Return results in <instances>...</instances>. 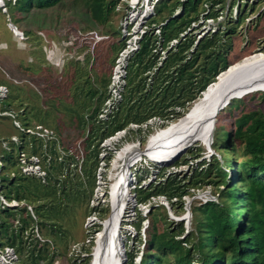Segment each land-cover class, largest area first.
Listing matches in <instances>:
<instances>
[{"label":"trees","instance_id":"16d2710c","mask_svg":"<svg viewBox=\"0 0 264 264\" xmlns=\"http://www.w3.org/2000/svg\"><path fill=\"white\" fill-rule=\"evenodd\" d=\"M63 1L4 0V9L12 13V22L17 26L21 21L19 15L29 14L36 9L55 8ZM82 1L98 23L105 24L111 13H122L118 8L120 0ZM225 5L226 0H159L155 4L154 16L149 21L153 29L143 37L139 51L129 60L122 100L107 119L100 120L98 114L108 98L103 93L100 105L79 120L82 127H88L85 139L78 141L82 145V152L76 150L77 145L75 150L66 147L62 137L46 125L49 113H43L35 106L30 109L25 104V94L18 95L17 89H12L14 87L6 82L0 84L8 88V94L2 101L3 111L13 113L26 129L42 126L52 132V136L46 140L26 135L13 126L9 117H0V126L7 123L9 129H13L9 135H0V138L8 139L16 135L19 140L18 145L11 144L12 150L7 151V160L0 155L3 163L0 173L2 194L10 201L35 205L42 236L47 240L40 243L31 236L33 222L25 209L1 210L0 245L16 250L19 257L17 264H55L58 257L55 246L66 241L70 234L63 231L62 227L73 215L75 206L87 204L91 213L97 212L90 201L95 193L97 172L102 163L101 145L106 139L132 124L140 126L130 130L132 134L150 132L156 121H160L159 127L165 129L183 117L208 87L234 64L229 57L234 50L232 42L236 30L248 21L252 13L249 15L244 10L249 6V0H231L228 9ZM236 5L238 14L234 19L232 10ZM207 10L209 12L205 19L222 18V21L215 32L198 40L196 29L186 32ZM177 11L179 14L174 16ZM263 15L264 11L258 20ZM160 23H165L161 27V46L167 50L166 59L161 65V52L157 51L158 37L154 34L155 27ZM226 23H233V26L225 28ZM182 34L185 36L181 37ZM173 40H179V43L168 51L169 43ZM115 46L118 54L125 47L124 40L118 39ZM256 52L253 50L249 55ZM258 52H264V49H258ZM109 80L105 82L106 88L110 84ZM98 94L93 90L87 92L90 99ZM253 94L232 100L226 108H229L234 119V130L227 131L221 127L218 131L214 130L212 148L219 152L220 159L215 155L210 161L203 159L194 168L191 167L189 174H169V170L164 167L159 172V180L147 187L142 186L143 180L139 181L136 188L139 204L146 203L151 197L165 196L173 210L177 211L191 190L210 185L218 189L219 197L192 206L189 231H186L183 223L171 221L162 207L152 209L147 218L136 210L133 225L138 236L137 240L126 237L129 246L126 248L125 264H264V112L247 109L245 99ZM151 120H155L154 123L143 128ZM240 148L244 151L243 161L237 158ZM221 150H226L234 157L225 160ZM194 151L193 148L188 149L186 156L190 157L176 162L174 167L189 165L201 159L202 155ZM20 154L39 157L46 171L45 178L23 174L20 170ZM105 159L109 167L111 154ZM79 166L81 173L78 172ZM22 189L25 190L24 194L19 193ZM156 210L160 212L155 213ZM145 219L149 225L147 238L142 242L140 228ZM98 233L96 231L94 237ZM122 240L125 242L124 237ZM91 248L92 244L82 249L85 255L83 264H90ZM137 258L139 262H136Z\"/></svg>","mask_w":264,"mask_h":264},{"label":"rangeland","instance_id":"374dc122","mask_svg":"<svg viewBox=\"0 0 264 264\" xmlns=\"http://www.w3.org/2000/svg\"><path fill=\"white\" fill-rule=\"evenodd\" d=\"M229 4H231V0H226V9H228ZM251 5H254V8ZM242 9H244L243 6ZM244 10L249 15L252 13V15L249 16V21L246 20L243 25L237 28V34H234V42H232L234 50L229 57L232 63H236L246 58V56L248 57L253 50L257 51L256 53H264L258 52V49H264V15L258 20L260 14L264 11V0H251L249 6ZM18 17L21 21L16 26L12 22V13H8L7 10H0V84L6 82L14 87L12 89H17L18 95L25 94V104H28L30 109L35 106L43 113H49L46 125L62 137L66 147L75 150L77 145L76 150L82 152V145L78 141L85 139L88 127H82L79 120L82 116H88L96 106L100 105L101 94L105 93L108 96L109 86L106 88L105 82L109 79V83L111 81L118 56L115 51L117 40H123L122 13H111L105 24L98 23L93 19L89 8L82 0H64L62 4L55 8L36 9L29 14L19 15ZM10 25L15 26L17 28L16 32L22 36L16 35ZM230 26H233V23L224 25L225 28ZM27 32L30 34L26 35ZM90 35H97L99 40L103 38L104 40L94 43L95 38H91ZM89 90L97 91L99 94L94 99H90L87 96ZM256 92L258 93L252 92L254 93L252 96L246 97L247 109L264 112V92ZM223 111L217 117V128L215 126V129L218 131L221 127L227 131L234 130V119L231 117V111L229 108ZM160 123V121H156L153 126L154 129L150 132L145 131L142 134L129 132L130 134L126 136L127 139L123 138L113 144H105V141L102 143L101 152L104 155L101 156L102 166L97 172L98 182L94 196L90 201L91 205L96 207L97 212L95 214L91 213L90 206H87V204L75 206L73 215H71V218L69 217L67 222H64L62 227L63 231L70 234H67L66 241L57 243L55 246L58 253L55 264H83L85 255L82 253V249L90 247L91 244L90 264L92 263V252L96 239L94 235L96 231L100 232L102 230L101 223L111 212V186L109 184L111 165L109 164L107 169L104 166L106 164L105 158L108 156L107 150L112 151L111 154L113 153L110 163H112L116 152L126 143H135L141 150H145L150 138L162 129L159 127ZM7 130H10L8 134L6 133ZM11 132H13V129H9L7 123L0 126L1 136L9 135ZM213 140L214 137L209 146H205L199 139L194 141L187 146L182 155L168 161L165 165L143 159L131 167V173L134 177L133 184L130 186V195L134 202L131 197H128L130 200L129 203L127 202L128 204L123 213L120 229L121 238H125V242H122L124 264L127 263V254L125 256L124 250L126 251L129 246L126 237L129 236L137 240L138 236V233L129 224H133L136 218L137 203L135 195L139 181L144 179L142 186L145 187L154 183V181L149 182L148 178L154 179L155 175L164 167L169 171L176 169L173 168L176 162L190 157L186 154L188 149L191 148L197 154L202 155L201 159L193 162L192 168L197 165V162L207 158L209 155L208 150L212 151L211 155H215L220 159L219 152L217 153L211 148ZM220 152L225 160L234 157L233 154L229 155L226 150ZM0 155L4 156L6 160L9 157V153L1 147ZM211 157L206 160L210 161ZM237 158H239V161L245 159L242 148H240ZM114 162L115 160L112 166ZM80 171L81 167L79 166L78 172L81 173ZM190 171L191 169L187 173L189 174ZM101 174L103 178H101ZM107 185L108 188L105 193ZM196 190L198 191L191 196V198H194L191 208L209 200H217L219 197L218 189L212 185ZM19 193L24 194L25 190L22 189ZM29 204L35 208L34 204ZM159 212V210L155 211V213ZM163 212L166 214L165 210ZM163 220L166 221V218L163 217ZM147 229L142 231L143 229L140 228L142 242L147 238ZM130 249L133 250V248ZM136 262H139V258L136 259Z\"/></svg>","mask_w":264,"mask_h":264},{"label":"built area","instance_id":"2783aa9c","mask_svg":"<svg viewBox=\"0 0 264 264\" xmlns=\"http://www.w3.org/2000/svg\"><path fill=\"white\" fill-rule=\"evenodd\" d=\"M158 1L159 0H120L119 2L118 8L119 10H121L122 16H123L121 28H122V37L125 42V47L118 53V56L116 58L112 76H111V81L108 87V98L102 105V109L98 114V118L100 120L107 119L108 115L112 112L114 107L122 100V94L124 92V89L127 83L129 60L135 55V53L139 51L143 37L147 33L151 32L153 29V27L149 26V21L154 16V7ZM249 2H251V0H249ZM0 8L5 10L4 0H0ZM233 9L234 10L232 12V17L235 19L238 14V5H236ZM208 12L209 10L203 13L200 16L199 21L196 23H193L191 28H189L186 33L196 29L197 32L199 33L197 37V39L199 40L201 37L207 35L208 33L215 32L217 30V25L219 22H221L222 18H219L218 20L205 19V15ZM177 14H179V11H177L174 14V16H176ZM164 24L165 23H160L158 26L155 27V30H154V34L158 37L157 51L161 52L159 65L162 64V62L166 59V56H167V50H163L161 46V42L163 41V38L161 37V27ZM185 34H182L181 37H184ZM20 36L22 35L20 34ZM91 38L93 39L95 38L94 43L104 40V38L99 40L97 35H93ZM198 40L196 41V44L198 43ZM178 43H179V40L171 41L168 46V51L170 49L175 48L178 45ZM155 70H157V68ZM7 94H8V88L3 85L0 86V117H9L12 121L13 126L19 132L24 133L26 135L36 136L44 140L52 136V132L43 128L42 126H38L36 127V129L24 128L20 124V122L16 119L13 113L8 112V111H3L2 101L6 98ZM154 121L155 120L149 121L147 125H143V128H147V126L153 124ZM138 128H140V126L132 124L130 125L129 128L119 131L114 136L106 139L105 144H108V143L113 144V143H116L122 140L123 138L126 139V136L129 134L130 130H136ZM18 143H19V140L16 135H12L8 139L0 138V144L2 148L8 152H11L12 150L11 144L18 145ZM128 144H131V143H126V145ZM132 144H135V143H132ZM114 145L116 146L117 144H114ZM125 146H123L122 148H124ZM122 148H120L119 151H121ZM107 151H108L107 152L108 155L111 154L112 152V151L110 152V150H107ZM118 152H116V155L118 154ZM112 154H111V157H112ZM101 156H104V155L102 154ZM115 156H114V159H115ZM114 159L112 160V163ZM143 159L151 161L147 156L144 155L140 157L139 160H137L134 163V165L137 164L138 162H141ZM19 163H20V170L23 174L28 175V176H35L41 179L45 178L46 171L44 170L41 159L39 157L20 154ZM112 163H110L111 171H112ZM193 164L194 163L192 162L189 165H184L182 167H178V168L173 167L176 169L169 171V174L177 173V172L187 173V171L191 169ZM104 166L106 169L107 165L105 164ZM2 169H3V163L0 160V173ZM159 172L158 174L155 175L154 179L148 178V181L149 182L158 181ZM132 177L134 176L132 175ZM101 178H103V176ZM101 178L100 180H102ZM143 182H144V179L142 183ZM107 188H108V185L106 187V190ZM1 190H2V183H1V177H0V211L3 209H12V210H17V211L25 209L27 215L31 218L33 222L32 228L30 230L31 236L40 243L47 242V240L42 236L40 226L38 224V216H37L35 208L31 206L30 204H27L22 201H17V200L10 201L6 199L5 196L2 194ZM106 190H105V193H106ZM197 191L198 190H191L190 194L186 195L183 198L182 206H179L177 208V211L173 210L171 202L165 196L151 197L150 200H148L146 203L139 204L137 201V195H135L136 203H137L136 210H138L141 213L142 217L147 218V215L152 209L157 208V207H162L166 211V214L171 221L175 223H183L186 231H188V229L190 228V221H191V203L194 199L193 197L191 198V196L194 195L195 192ZM174 202H176V199H174ZM142 225H143L141 227L143 229L142 231H145L149 225L148 220L145 219L142 222ZM129 226H131V228L136 231L135 226L133 224L131 225L129 224ZM18 258H19L18 254L13 247L0 245V264H17Z\"/></svg>","mask_w":264,"mask_h":264},{"label":"bare ground","instance_id":"6f19581e","mask_svg":"<svg viewBox=\"0 0 264 264\" xmlns=\"http://www.w3.org/2000/svg\"><path fill=\"white\" fill-rule=\"evenodd\" d=\"M246 91L247 94L239 97ZM256 91L264 92V53L243 58L224 71L183 117L152 136L145 150L136 144H128L118 152L109 179L111 212L101 223L102 230L95 239L91 264L123 263L120 229L130 200L128 197H131V167L134 163L145 155L151 161L165 165L182 155L187 146L198 139L209 146L219 113L231 103L223 110L220 107L228 100L232 102Z\"/></svg>","mask_w":264,"mask_h":264},{"label":"water","instance_id":"95a60500","mask_svg":"<svg viewBox=\"0 0 264 264\" xmlns=\"http://www.w3.org/2000/svg\"><path fill=\"white\" fill-rule=\"evenodd\" d=\"M10 27L12 28V30L14 31V33L16 34V35H20V34H18L17 32H16V30H17V28L15 27V26H12V25H10ZM248 92L246 91V92H243L239 97H242L243 95H245V94H247ZM230 100H228V102H226V103H224L221 107H220V110H223L227 105H229L231 102H229ZM208 152H209V155H211L212 154V151L211 150H208ZM124 254H125V256H126V251L124 250Z\"/></svg>","mask_w":264,"mask_h":264},{"label":"clouds","instance_id":"9594fccd","mask_svg":"<svg viewBox=\"0 0 264 264\" xmlns=\"http://www.w3.org/2000/svg\"><path fill=\"white\" fill-rule=\"evenodd\" d=\"M207 155H208V154H207ZM207 155H206V156H207ZM211 156H212V155H208L207 158H209V157H211ZM207 158H205V159H207Z\"/></svg>","mask_w":264,"mask_h":264}]
</instances>
